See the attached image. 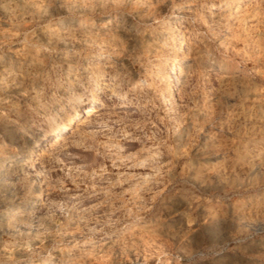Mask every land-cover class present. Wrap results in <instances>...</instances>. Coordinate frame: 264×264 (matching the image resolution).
Listing matches in <instances>:
<instances>
[{
    "label": "rangeland",
    "instance_id": "1",
    "mask_svg": "<svg viewBox=\"0 0 264 264\" xmlns=\"http://www.w3.org/2000/svg\"><path fill=\"white\" fill-rule=\"evenodd\" d=\"M229 1L0 0V264H264V0Z\"/></svg>",
    "mask_w": 264,
    "mask_h": 264
},
{
    "label": "bare ground",
    "instance_id": "2",
    "mask_svg": "<svg viewBox=\"0 0 264 264\" xmlns=\"http://www.w3.org/2000/svg\"><path fill=\"white\" fill-rule=\"evenodd\" d=\"M234 2H238V1H232V3H231V1H229V2H227L226 4H225V8L226 9H230L231 8V6L232 7H237L238 5H235V4H233ZM240 3V2H239ZM23 4V3H22ZM232 4V5H231ZM33 5V4H32ZM235 5V6H234ZM93 9V7H65V13H69V12H72V11H75V12H77V13H84V12H89V11H91ZM7 11H8V9H6ZM215 10V9H214ZM48 13V10H47V8H43V7H34V6H22V5H20V6H17V7H15V16H18V17H20V16H22V15H24V14H37V15H41V14H43V15H45V14H47ZM48 16V15H47ZM178 16V15H177ZM183 16V15H182ZM81 18V17H80ZM174 18H177L176 16H174ZM106 20V19H105ZM106 26L107 25H111V26H113V27H118V26H124V25H121V23L122 22H120V23H118V21L116 20V21H114V23H112V21H110L109 19L108 20H106V21H104L103 22ZM104 24H102V25H104ZM94 26V22H91V21H80V20H67V21H64V20H61V21H58V22H56L55 23V25H53L52 27L51 26H49V27H46V31H45V33H46V36L47 37H45V39H46V42H50V43H61V44H65L67 41V39H68V37L69 36H71L72 35V33H73V30L74 29H76V28H80V27H88V28H91V27H93ZM95 26H101V25H99L98 23L95 25ZM128 28H130L129 26H127ZM127 31H129V30H127ZM121 32V31H120ZM171 38V37H170ZM70 41H71V39H70ZM94 41H91V40H85V43H86V45H90V44H92ZM72 43H73V41H72ZM77 43H79V41L77 42ZM88 43V44H87ZM165 43V42H164ZM71 46V45H70ZM94 46V45H93ZM176 46V45H175ZM31 47V46H30ZM172 47V46H171ZM97 48V47H96ZM189 48V47H188ZM187 48V49H188ZM35 49V48H34ZM98 50V49H97ZM185 51V50H184ZM176 52V51H175ZM169 53V52H168ZM102 56V55H101ZM175 56V55H174ZM173 56V57H174ZM102 57H104L100 62H98L99 64H97L96 66H95V68L93 69V72L95 73V74H98L99 73V71H107V69H109L110 67H111V65H112V62H111V60L106 56V55H104V56H102ZM171 57V56H170ZM167 58V57H166ZM96 59V58H95ZM183 59V58H182ZM44 60V59H43ZM116 62V61H115ZM82 63V62H81ZM87 66V65H86ZM178 68V67H177ZM175 69V68H174ZM10 71V70H9ZM157 72V82H159L160 84H162V85H167L168 84V78H169V75H168V73H166L165 71H163L161 68H158V70L156 71ZM13 73V72H12ZM1 76V75H0ZM99 76V75H98ZM155 78V77H154ZM4 79H5V77H4ZM3 79V80H4ZM2 80V81H3ZM11 80V79H10ZM10 80H8V81H10ZM108 81H106V83H107ZM106 83H105V81L104 82H101V83H97V87L98 88H103L104 86H106ZM95 85V84H94ZM15 87V86H14ZM97 88V89H98ZM9 89V88H8ZM110 89V88H109ZM139 89V88H138ZM103 90V89H102ZM162 91V90H161ZM174 91V90H173ZM174 93V92H173ZM103 95H105L104 93H103ZM90 97H93L92 99H91V102H90V105H87V106H85V107H83V109H82V112H81V116L78 118V116H76V118H77V125L79 124V123H81V122H85V121H88L89 119H92V120H97V118H98V115H99V113H100V110L98 111V105L100 106V104H101V102H100V100L98 99V98H96V97H94V95L93 96H90ZM108 97H109V95H108ZM103 100V99H102ZM75 102V101H74ZM88 103V102H87ZM81 104V103H80ZM72 105V104H71ZM63 106V105H62ZM102 107V106H101ZM107 107V106H106ZM5 108V107H4ZM73 111V110H72ZM75 111V110H74ZM74 113V112H73ZM116 113V112H115ZM103 115V114H102ZM91 116H93V117H91ZM53 117V116H52ZM70 120V119H69ZM54 122V121H53ZM67 122V121H66ZM66 122H64V121H62V120H59L56 124H54L53 126H52V128H55V126L56 125H59L60 126V131H63V130H65L66 128H67V124L68 123H66ZM49 123V122H48ZM95 123V122H94ZM75 124V126H77ZM89 126V125H88ZM73 127V126H72ZM80 127H82V126H80ZM85 127H87V125L86 126H84V128ZM56 128H58V127H56ZM83 129V128H82ZM85 130V129H84ZM83 130V131H84ZM46 131V130H45ZM68 131V130H67ZM72 132H73V130H72ZM75 133V132H74ZM58 134H60V133H58ZM15 135V134H14ZM70 135V134H69ZM73 135V134H72ZM81 135V134H80ZM65 136V135H64ZM69 137V136H68ZM67 137V138H68ZM69 138H71V137H69ZM36 139V138H35ZM58 139H61L60 138V136L59 135H57L55 138H54V140L53 141H58ZM64 139V138H63ZM74 139V138H73ZM33 142H34V140H33ZM58 142H60V141H58ZM62 144V143H61ZM43 146V145H42ZM48 146H49V144H48ZM62 146V145H61ZM63 146H65V144L63 145ZM62 146V147H63ZM56 147H57V145H56ZM47 148V147H46ZM12 149V148H11ZM42 149H44V148H42ZM17 154V153H16ZM29 152H27L26 154H24V155H22L21 156V158L18 160V161H16L18 164H20V165H25L26 164V160H27V158L29 157ZM42 154V153H41ZM62 154V153H61ZM5 158H3V156L2 155H0V173L1 172H5V171H7L9 168H11V167H14V159H10V160H4ZM33 162H35V161H33ZM33 162L31 163V164H33ZM28 164V163H27ZM35 164V163H34ZM27 166L28 165H26V169H24L25 171L27 170ZM32 166V165H31ZM36 167V166H35ZM29 168V167H28ZM29 169H31V168H29ZM33 171V170H32ZM35 173V172H34ZM1 177H5V176H1ZM145 177V176H144ZM147 178V177H146ZM86 179V178H85ZM46 195V194H45ZM45 197H47V196H45ZM44 198V197H43ZM42 198V199H43ZM39 199V198H38ZM45 200H46V198H44ZM45 200H43V201H45ZM39 206V205H38ZM37 206V207H38ZM40 207H41V205H40ZM39 212V211H38ZM15 229V228H14ZM2 250V249H1ZM93 250V249H92ZM7 251V250H6Z\"/></svg>",
    "mask_w": 264,
    "mask_h": 264
}]
</instances>
